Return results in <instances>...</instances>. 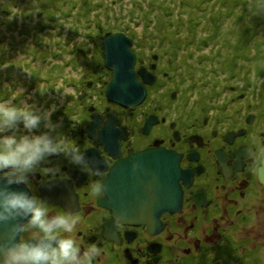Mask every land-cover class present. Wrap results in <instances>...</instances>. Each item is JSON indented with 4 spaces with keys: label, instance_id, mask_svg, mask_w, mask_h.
<instances>
[{
    "label": "flooded vegetation",
    "instance_id": "af4514ba",
    "mask_svg": "<svg viewBox=\"0 0 264 264\" xmlns=\"http://www.w3.org/2000/svg\"><path fill=\"white\" fill-rule=\"evenodd\" d=\"M116 1L0 0V177L25 182L34 202L20 238L53 240L50 264H264L263 66L244 67L232 44L224 51L232 56L220 48L205 51L213 36H198L190 20L167 18L174 35L145 30L155 22H142L146 13L160 8L148 9L143 1L141 17L127 14L122 28L105 29L110 18L98 15L103 21H97L95 14ZM83 6L91 16L80 15ZM54 31L60 37L54 49L78 65L77 74L66 78L72 92L61 106L72 108L77 100L84 110L63 112L51 133L52 73L46 79L37 71L44 65L52 70V49L36 35ZM108 33L132 39L134 69L146 90L135 106L108 94L114 73L106 66ZM20 70L40 78H12ZM157 148L174 152L184 173L176 209L161 212L150 190L137 202L107 194L104 183L118 161ZM45 183L52 190L47 200L41 197ZM126 212L134 219L116 217Z\"/></svg>",
    "mask_w": 264,
    "mask_h": 264
},
{
    "label": "water",
    "instance_id": "95a60500",
    "mask_svg": "<svg viewBox=\"0 0 264 264\" xmlns=\"http://www.w3.org/2000/svg\"><path fill=\"white\" fill-rule=\"evenodd\" d=\"M131 43L132 39L124 33H115L105 39L107 64L114 69L112 80L108 84V94L111 100L125 106L139 104L146 94L144 84L138 80V73L134 70L135 55L130 48ZM139 73L143 77L146 76L144 69H140ZM95 125L94 120L89 127ZM87 154L92 157L89 150ZM92 166L95 167L93 163ZM183 176L184 173L179 167V157L174 152L162 148L148 149L118 161L108 174L104 188L108 195L114 193L119 198L126 196L127 199L136 202L150 190L160 202V211L164 212L176 209L181 202L182 191L179 181ZM113 184L123 185V191L122 188L112 187ZM50 185L51 183H45L41 187V197L44 200L50 199L49 195L52 194L48 192ZM127 203L130 208L136 204L128 201ZM33 209V197L25 182L16 178L0 177L2 264H49L48 252L55 244L53 240L20 238L21 229L30 220ZM119 216L133 220L134 212L116 215Z\"/></svg>",
    "mask_w": 264,
    "mask_h": 264
},
{
    "label": "rangeland",
    "instance_id": "374dc122",
    "mask_svg": "<svg viewBox=\"0 0 264 264\" xmlns=\"http://www.w3.org/2000/svg\"><path fill=\"white\" fill-rule=\"evenodd\" d=\"M142 1L145 2V4L148 3V9H155L156 7L160 8L153 16H151L152 10H150L149 13L145 10L147 13L142 19V22L148 17H152L153 19H155V22H152L151 27H145V30H150L151 28H153L155 30L157 29L159 32H162L166 29L174 35V29L166 26L168 22L167 18L181 21L190 20L193 21L192 27H195L196 24V33L198 36L203 35L205 36V38L210 34L213 36L211 40H208V44L204 45L205 47L203 49L205 51L213 52V49H222V47H225L226 51H229L231 49L230 44H232L233 48L239 49V58L237 60L242 63L244 67L250 64L256 69L260 68V66H263L264 68V61H262L264 59V43L260 41V39L264 40V0H139V3L133 6H131L133 0H117L115 4H113V2H109L108 4L105 3L104 5H101L102 7L99 9V13L102 12L101 16H104V18H110L104 24L105 29L122 28L123 20H121V17H125L124 15L127 14H134L138 15V17H141L144 12V3ZM199 3H202L203 5L196 8L195 5ZM81 9L84 10L85 6H83ZM221 15H223V18H220ZM96 19L98 21V17H96ZM219 22H222L221 27ZM188 25L190 26L191 23H188ZM219 27L221 29H219ZM136 29L140 30L141 25H136ZM226 30L228 32H226ZM207 32H209L208 35L206 34ZM56 34L59 35L58 33ZM57 35H55V31L52 35H36V37H42L43 46L45 48L52 49V53L47 55V62H49V60L51 61V64L53 66L52 70L50 67L44 65L40 67L41 72H38L39 70L37 71L38 74H41V76L46 79H48L52 73L53 80H50L49 83H53L52 97L54 98V100L52 110L55 112H53L51 117L49 118V132L51 133L58 131V128H54L56 127L54 124V120L57 117L61 119V114L63 112H68V114H71L73 112L83 113L84 110V108H80L77 100H73L72 102H70L72 104V108L66 109V105L64 107L61 106L63 101H66V94L72 92L71 87H66V78L70 77L71 73L72 75L77 74L78 71L76 69L78 68V65L75 59L73 61H69L68 53H65V55H63L60 51L54 49L57 44L56 38H60L57 37ZM230 35H232V38L230 37ZM238 36H241L242 38ZM243 38H245L244 41ZM31 41H33V38L31 39ZM23 50L26 51V47H24ZM222 55L232 56L233 53L223 52ZM259 55L262 56V60L258 58ZM44 58L45 55L40 57V62H45ZM57 64L60 66L69 65L74 71H63ZM106 66H108L107 58ZM1 71L2 70H0V76L2 78L3 72ZM32 72L33 71L21 70L18 72H12V78L18 80H22V78L25 77L28 79L32 77V80L40 78L37 74ZM44 85L45 84H41V87H43ZM153 92H155V90H153ZM28 104L29 103L27 102V100L24 99L21 104V106H23L22 110H27ZM38 106H40V104H38ZM23 113L24 112H21V114ZM135 117L136 114L131 116L130 122L133 123ZM113 119L114 118L112 115L108 116V120L113 121ZM135 122L140 123L139 120H135ZM134 127L136 128L137 126H135L134 124ZM136 136H139V134H137ZM15 140L18 144L24 143L21 140ZM27 141H31V146L35 144L33 139H28ZM18 148L19 150H22L24 146L22 145ZM45 209L46 208L44 207L43 210ZM72 263L73 262H69L68 264Z\"/></svg>",
    "mask_w": 264,
    "mask_h": 264
},
{
    "label": "trees",
    "instance_id": "16d2710c",
    "mask_svg": "<svg viewBox=\"0 0 264 264\" xmlns=\"http://www.w3.org/2000/svg\"><path fill=\"white\" fill-rule=\"evenodd\" d=\"M195 1H196V0H195ZM202 5H203L202 3H199V4H196L195 6H196V8H197V7H199V6L201 7ZM216 8H217V7H216ZM82 13H83V16H84V17L91 16V15H92V9H91V8H88V9L85 8V9L83 10V12L80 13V15H82ZM97 13H98V14H95V15H97V17H98V21H99V20H100V21H103L102 18H99V16H98V15L101 16L102 12L99 13V11H98ZM222 16H223V15H221L220 18H223ZM218 17H219V14H218ZM90 21H92V20L90 19ZM192 22H193V21H192ZM219 23H220V27H221V26H222V22H219ZM220 27H219V29H221ZM212 28H213V25H212ZM214 28H215V27H214ZM217 29H218V28H217ZM229 31H231V30H229ZM226 32H228V31L226 30ZM217 34H218V33H217ZM260 41H261L262 43H264V40H263V39H262V40L260 39ZM221 50L224 52L226 49H225V47H222ZM235 52H238V50H235ZM69 63H70V62H69ZM68 81H69V80H68Z\"/></svg>",
    "mask_w": 264,
    "mask_h": 264
}]
</instances>
